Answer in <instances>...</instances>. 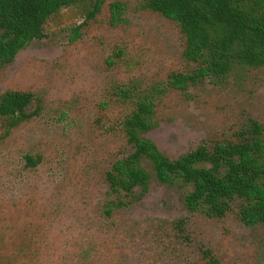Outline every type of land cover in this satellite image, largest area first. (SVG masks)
Listing matches in <instances>:
<instances>
[{"label":"rangeland","instance_id":"obj_1","mask_svg":"<svg viewBox=\"0 0 264 264\" xmlns=\"http://www.w3.org/2000/svg\"><path fill=\"white\" fill-rule=\"evenodd\" d=\"M115 2L126 6L125 22L116 26L110 22ZM142 4L105 0L79 39L55 30L0 71L1 92H33L43 99L41 114L0 144V264H23L25 243V253L35 255L31 264H79L80 251L94 243L118 264H192L185 255L198 257L197 248L162 252L160 220L187 214L181 192L155 180L142 201L102 225L106 174L126 148L120 123L130 112L114 86H149L191 69L178 26ZM82 23L66 12L52 27ZM190 93L192 98L170 92L158 107L159 126L147 134L172 159L205 141L235 139L250 118L264 126V68ZM26 155L41 156V164L26 167ZM189 231L195 244L210 247L223 264H264V227H246L237 212L223 219L192 215Z\"/></svg>","mask_w":264,"mask_h":264},{"label":"trees","instance_id":"obj_2","mask_svg":"<svg viewBox=\"0 0 264 264\" xmlns=\"http://www.w3.org/2000/svg\"><path fill=\"white\" fill-rule=\"evenodd\" d=\"M104 4L105 0H0V71L55 30L70 31L71 41L79 39L83 26L101 14ZM142 8L178 26L184 39L182 55L191 69L149 86H114L130 112L120 123L126 148L106 174L108 199L102 225L108 227L117 212L142 201L155 180L181 192L187 214L174 221L160 220L158 227L165 233L162 252L177 255V250L197 248L198 257L191 260L185 255L190 263L223 264L210 247L194 243L190 216L223 219L237 212L246 227H264V126L250 118L235 139L205 141L176 159L163 153L147 134L159 126L158 107L170 92L192 98L193 87L264 68V0H143ZM66 12L82 20V25L52 27L62 22ZM125 13V4L112 3L111 24H123ZM42 111L43 99L33 92L0 91V144ZM24 159L30 169L42 162L38 155ZM29 248L26 243L20 248L23 264H31L35 256L25 253ZM112 258L101 243L89 244L78 255L79 264H118Z\"/></svg>","mask_w":264,"mask_h":264}]
</instances>
